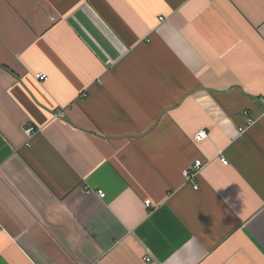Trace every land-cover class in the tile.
<instances>
[{
  "label": "crops",
  "instance_id": "0c3cea01",
  "mask_svg": "<svg viewBox=\"0 0 264 264\" xmlns=\"http://www.w3.org/2000/svg\"><path fill=\"white\" fill-rule=\"evenodd\" d=\"M261 97L264 0H0V264H264Z\"/></svg>",
  "mask_w": 264,
  "mask_h": 264
},
{
  "label": "built area",
  "instance_id": "2783aa9c",
  "mask_svg": "<svg viewBox=\"0 0 264 264\" xmlns=\"http://www.w3.org/2000/svg\"><path fill=\"white\" fill-rule=\"evenodd\" d=\"M162 19V18H160ZM35 77L40 80V81H43L46 79V74L45 73H37L35 74ZM260 104H261V117L264 118V97H261L260 98ZM242 113L245 115V126L248 127L250 126L251 124H253L255 122V119L252 118L249 114H248V111L247 110H243ZM245 126H241L239 128V130L241 132H243L245 130ZM24 131L26 133L27 136H31L32 133L35 131L33 127L31 126H25L24 128ZM207 136V133L205 130H199L195 135H194V139L196 141H199L203 138H205ZM221 162L223 164H227V161L224 159V158H221L220 159ZM203 166V163L201 160L197 159L195 160L191 166L189 168H187L186 170H184L183 172V175L184 177L188 180V181H191L194 179V177L196 176V174L198 173V171L202 168ZM194 187H196V185H194ZM85 191L86 192H89L90 189L89 188H85ZM96 194L103 198L105 196V192L102 190V189H97L96 191ZM145 205L148 207L150 206V201L149 200H145ZM144 260L146 262H149L151 260L150 257H144Z\"/></svg>",
  "mask_w": 264,
  "mask_h": 264
}]
</instances>
